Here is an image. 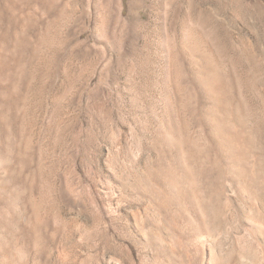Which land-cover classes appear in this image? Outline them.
Wrapping results in <instances>:
<instances>
[{"label": "rangeland", "instance_id": "rangeland-1", "mask_svg": "<svg viewBox=\"0 0 264 264\" xmlns=\"http://www.w3.org/2000/svg\"><path fill=\"white\" fill-rule=\"evenodd\" d=\"M167 39L210 67L233 65L264 144V0H0V140L10 144L0 244L12 264L162 263L170 222L184 215L156 190L167 153L158 131L178 79ZM225 189L223 217L239 211L249 226L257 190L231 179ZM16 228L25 234L14 244ZM249 231L227 225L212 238L226 245Z\"/></svg>", "mask_w": 264, "mask_h": 264}, {"label": "bare ground", "instance_id": "bare-ground-1", "mask_svg": "<svg viewBox=\"0 0 264 264\" xmlns=\"http://www.w3.org/2000/svg\"><path fill=\"white\" fill-rule=\"evenodd\" d=\"M165 42L171 50V61L175 66L174 69L171 64L175 71L172 69L170 72L177 74L180 81L175 78L174 96L166 105L158 131V143L167 153L163 162L159 160L155 168L158 175L164 174L161 175L163 179L159 175L161 183L158 185H162V189L157 187L156 190L158 196L163 197L159 201L161 205L179 203V210L184 215L182 220L174 218L170 222V233L164 239L171 244L161 246V264H247V260L264 264V144L257 143L259 136L255 132L261 127L257 125L260 121L251 113L250 104L244 101L239 74L231 63L220 59L216 66L210 67L202 60L203 52H197L193 46L185 47L179 40L173 39ZM184 98L188 101L185 102ZM184 109L190 110L189 115L184 116ZM9 145V141L4 145L0 140V158L3 155L1 152L7 153ZM255 146L257 150L254 153ZM209 169H215L216 174L206 176ZM4 170L8 172V169ZM228 179L237 184L239 191H250L251 187L257 190L253 197L260 209L251 207L253 222L249 226L239 211L236 212L238 217L235 222L223 217L225 181ZM13 183L16 184V181ZM8 198L12 200L9 194ZM227 225L236 232L240 228L250 230L249 240L235 235V241L230 244L215 241L212 236H224ZM16 229L14 244L25 234L21 228ZM12 263L9 250L1 243L0 264Z\"/></svg>", "mask_w": 264, "mask_h": 264}]
</instances>
